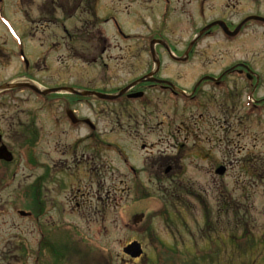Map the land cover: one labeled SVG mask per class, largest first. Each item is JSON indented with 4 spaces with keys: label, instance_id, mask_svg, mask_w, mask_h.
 Returning a JSON list of instances; mask_svg holds the SVG:
<instances>
[{
    "label": "rangeland",
    "instance_id": "obj_1",
    "mask_svg": "<svg viewBox=\"0 0 264 264\" xmlns=\"http://www.w3.org/2000/svg\"><path fill=\"white\" fill-rule=\"evenodd\" d=\"M224 1L203 0V7L197 6L192 11L195 18H191L177 11L163 13L159 0H141L140 3H136L135 0H106V7L101 10L98 17H106L109 13L117 12L123 15L125 20H129L132 24L129 28L162 36L175 47L177 53H181L187 51L186 47L193 36V28L196 29L208 20L220 15L235 19L239 9L242 15L249 12H261L264 15V0H241L243 3L238 4L239 7L223 10ZM43 2H46L44 7ZM78 4V0H4L3 9L7 15L15 20L19 28H22L31 39L29 45L31 50L28 53L33 64H30L29 68L32 66L34 68L28 71L29 76L34 72V76L48 86L58 83L81 86L85 82L96 88L108 87V84L118 87L129 77L141 73L146 63V59L141 55L127 54L126 60L130 65L126 67L121 66V58L115 59L116 55L126 56L124 49L117 47L111 40L115 35L110 38V42L108 40L112 47L109 48L110 56L104 58L106 61L97 60V65L86 63L89 60L88 54L94 56L90 53L95 45L94 34L100 35L103 31L96 22L92 26L94 33L88 31L85 37V50L78 52L82 59L77 56L79 42L77 39L74 41L72 37L77 31L72 33L71 30L77 28L80 23H86L89 18L88 14L79 13ZM127 6L130 9H127ZM204 18L207 20L203 21ZM255 23L257 25H250L248 30H242L244 37L241 58L248 59L253 67L262 73L256 89V94L261 96L264 95V23ZM64 28L68 30L67 33ZM40 40L46 42L48 46L41 47ZM222 40L219 35L200 40L188 63H176L169 59L165 51L161 52V56L164 57L161 61L162 74L176 77L179 83L186 87L191 85L193 79L204 73L217 74L224 61L231 62L238 58L234 55L238 50L226 49L229 45ZM10 43L12 41L0 24V83L19 75L14 64L16 60L9 55ZM143 55L147 56L146 53ZM98 56L97 54L96 57ZM189 71L192 72V76L186 77ZM62 79L65 80L61 81ZM230 86L233 91L228 95L222 94L225 98L228 97L227 102L224 101L227 103L225 108L220 106L222 95L219 94V88H215L210 82L204 86L203 105L191 108L189 113L176 110L171 100L166 101L162 97L161 101L166 103L164 105L161 102L162 116L165 117L168 113L176 119L172 123L167 122L166 118L163 120L165 123L163 128L171 123V131L167 130L169 132L167 135H164V131L157 133V128L147 132L148 125L143 121L145 114L150 112L151 120L156 121L152 116L153 111H150L153 109V102L149 103L143 112L138 102L124 101L119 104L113 102L114 100L94 101L89 106L83 105L82 109L79 102L70 100V105L76 113L81 116L90 115L102 127L103 142L113 141L120 144L133 154L135 165L147 173L150 168L152 170L150 166L152 161L149 153L146 156L145 150L141 149L143 143H152L154 145L152 151L160 154L159 151L169 149L166 141H172L171 136L174 140L175 137L179 141L186 140L187 149L181 151L182 170L180 168L177 170L182 179L181 184L192 191L195 190V184H203L208 179L216 178L217 183L209 182L204 192L203 208L202 202L197 203L192 199L182 210L171 206L167 196L170 181L165 179L160 182L154 179L153 186L149 183L144 184L143 196L140 199L134 198L132 193L130 195L126 191L121 193L118 181L121 175V157L116 155L115 150L113 152L106 150L111 146L104 144L98 149L102 153L90 152L94 160L91 166H83L85 162L83 157L81 167H90L91 171L101 173L102 178L98 181V193L91 192L97 201L96 205L102 209L98 213L86 211L83 207L86 206L84 200L88 196H81L75 192L77 178L73 176L77 174V156L80 157L86 151L79 138L85 132L79 128L83 125L72 124L68 119L60 118L63 111L61 106L57 105V99H50V108L45 111L46 108L35 102V96H30L28 91H24L26 89L11 90L1 95L0 110L14 115L20 114L19 118L23 120L22 123L27 126L26 131L30 134V142L24 139L29 145L24 146L25 152L22 155L21 151L17 153V149L14 150V156L18 157L17 164L10 162L0 169V264H19L18 261L20 264H35L33 250L38 233L34 229V222L28 217L20 216L16 211L27 208L32 201L35 205L38 196H41V201L43 200L46 205H49V201L55 205L51 211H45L44 207L39 205V210L44 215L41 217L44 228L50 229L53 221H61L64 223L62 233L65 234L66 230L71 240L73 236L75 237L73 214L74 198H77V229L80 228L83 236L81 239L77 232V242L82 240L81 252H77L76 261L74 242L71 241L70 251L66 252L68 258L62 262L63 264H165L162 260L168 264L174 262L188 264V261L185 263L183 261L189 258V249L192 256L195 255L197 258L196 264H257L258 261L264 264L263 259L261 260L264 253L259 256L256 249L252 250L249 244L244 249L237 247L235 241L233 244L236 238L242 240L246 238L242 234L247 226L256 227V231L259 229L260 232L264 229V112L257 110L252 117L244 116L240 100L243 98L245 87L239 79L236 82L231 80ZM259 87H262V91H258ZM230 96L234 99L229 98ZM200 112H203V115L197 117L196 114ZM181 119L189 126L186 131L184 125H177ZM112 125L115 130L109 127ZM217 139H221V142ZM27 152L37 157L39 161H45L47 167L43 169L33 166L28 169L24 160ZM243 164L244 167L240 169ZM221 165L229 168V172L218 173V167ZM13 167L14 170H18L15 178H11ZM80 170L84 171L82 168ZM230 172H236V177ZM28 174L36 177L39 175L40 180L32 190L26 191L25 185L31 180ZM149 178L150 176H146L147 180ZM185 187L181 190L184 191ZM240 191L248 197L238 196ZM108 196L109 199L111 197L110 202ZM63 200L70 206V210L61 214L57 204L61 206L64 204ZM165 202L167 212L164 215H170L169 219L173 217V221L167 223L160 218H153L152 224L147 223L150 231L148 235L142 226L149 217L156 215V210ZM139 209L145 214L142 225L138 228L136 225L126 226L124 222L129 221L132 211ZM201 211L204 214L203 220ZM181 216L185 217L187 224H177L179 222L175 221L174 217ZM207 222L209 227L206 226ZM138 230L141 232L143 230L144 235L138 234ZM224 234L228 236L231 234L233 238H226ZM85 235L97 242L98 247L87 245L89 241L84 238ZM235 235L239 236L234 237ZM257 237L259 240L261 235ZM136 238L144 243V255L137 260H127L123 246ZM257 241L254 244L250 243L252 248L258 247ZM151 244L157 250L154 251ZM234 247L237 249L234 250ZM205 253L209 257L201 262L199 259Z\"/></svg>",
    "mask_w": 264,
    "mask_h": 264
},
{
    "label": "flooded vegetation",
    "instance_id": "obj_2",
    "mask_svg": "<svg viewBox=\"0 0 264 264\" xmlns=\"http://www.w3.org/2000/svg\"><path fill=\"white\" fill-rule=\"evenodd\" d=\"M78 1H79V4L85 3V4H90V6H91V4H93V16H99L101 10L104 7H106L105 6L106 0H78ZM113 1H117V0H113ZM118 1H120V0H118ZM135 2L140 3L141 0H135ZM103 3H104V5H103ZM45 4H46V2H43L42 6L44 7ZM238 4H241V0H233V2H231V0H226L223 4L222 8H223V10H225L226 8L234 9V8L239 7ZM197 6L202 8L203 7V1L202 0H199V1L181 0L180 5H174L173 6V10L171 11V13L173 11L174 12L177 11V13L182 12L184 14L185 8L187 9L189 7L193 11V10H195V8H197ZM217 8H218V6H217ZM241 12H242L241 9H239L237 11L238 15H237V17H235V19H232L231 17L221 16V15L218 16L217 18H214V19H222L226 23L229 31H231L243 18L248 16L247 13L244 14L243 16H241ZM109 14H111V13H109ZM167 25L169 26V22L167 23ZM247 25H248V23L245 22V24L241 26V29H239L235 34H233L231 36L225 35L223 33L224 31L220 27H218L216 25L214 26V31L219 34V36L221 37V39H223L222 41L225 44L229 45L228 48H226V49L230 48L234 51L236 48L238 50V51H236L237 53L234 52L235 53L234 55L238 56V58L231 61V62L230 61L227 62L228 60L224 61L223 66L220 68V70H218L219 72L217 74L215 73L214 75H212L211 72L209 74L208 73L202 74L199 78H202L203 76H206V75H210L213 78L219 77V80H213V79L207 78V79H204L205 81L203 80V82H201L198 85H197V83H194L192 89L193 88H195V89H194L193 93L191 94L192 99H194V98L198 97L200 94L204 93V90H205L204 86H205V84H207V82H210V84H212L215 88H219L220 91L222 90L221 93H219V94L228 95V94H230L231 91H233V89H231V86H230V81L232 80V82L233 81L236 82V80L239 79L245 87L244 93H243V98L240 100V104L242 103V106H243V109H242L243 115L247 116V117H252L254 115V112L257 111L258 109L260 110V112H264V95L258 96L256 94V89H257L259 81H260L259 78H260V75H262V73L258 72L253 67L251 62H249L248 59L241 58L242 37H244V36H242V34H243L242 29L246 30L245 27H247ZM243 26H245V27H243ZM215 27H218V28H215ZM209 31L213 32V28L210 29ZM208 33H209L208 31H205L203 34L207 35ZM222 33L225 36H223ZM95 35L101 38L100 43L96 44L94 46L96 49L99 50V54H98L99 56L96 57L97 54H95L92 57L93 62L96 64L97 60H100V62L106 61L104 58H108L110 56L109 48L112 46L109 43L110 41L108 42V39L103 38L106 35H104V34H100V35L95 34ZM149 35L152 36L150 38H156V39L163 40L167 46L171 47V49L174 52H176L175 47L171 46L170 42L166 38H164L162 36H154L153 33L152 34L146 33L142 37L139 46H136V47L131 46L133 52L136 51V49H137L138 55H141L144 59H146V63L144 65L141 73L133 75V76H131V78L124 81V83H123L124 86L130 84L132 81H135L137 78H139V77L149 73L151 70H153L152 65H150V61L148 59V56L143 55V53L145 54L148 52V45L146 44L145 38H147ZM138 36L141 38L140 35H138ZM30 40H31L30 37L28 38V36L26 35L24 37V39L21 41L22 42L21 47L23 48L24 51L25 50H31V48L29 46L31 44ZM198 40L199 39H197L192 44V46H191L192 48L191 47L189 48V45H190V43H189L190 41H189L188 45L186 47L187 51L184 50L181 53H179V52L174 53L173 57L175 59L185 58L184 59L185 62L188 63V59H190V57H192L193 52L195 51V49L197 47ZM39 42H40L39 45L43 48L48 46L46 44V42H43L41 40ZM237 44H239V45H237ZM15 47H16V45H15ZM117 47H121V45L117 44ZM131 47L127 46V47H124L123 49L125 52H128ZM166 49L167 48L164 47L160 41L156 42V44H155L156 53H158L160 55L161 52H163ZM119 58L122 59L120 62V64H122L121 65L122 67H126V66L130 65V62L128 60L125 61L126 57L121 56V55H118L115 57V59H119ZM223 58H228V57H223ZM233 58H234V56H233ZM189 74H191V71H189ZM153 77L160 79L158 71L153 74ZM157 85H159V83L157 84L154 81H143L142 83H138L134 86H131L129 88V90L124 95H122L121 98H123L122 102L125 101V102L129 103L130 102L129 100L131 98L130 94L133 92L140 91L142 93V96H144V98H145L139 104L141 106V108H143V110H142L143 112L148 108L149 103L153 102V104H154V108L150 111H153L152 116L154 119H156V121L151 120L150 112H147V113L145 112L146 113L145 119L143 120L145 125H148L147 132L151 131V129L157 128V133H161L162 131H164L163 132L164 135H167L169 133V132H167V130L171 131L170 130L171 123L175 120V118H173L171 120H167V122H171V123L168 125L166 124L165 128H163L165 123L162 122L163 112L160 109L161 102H162L161 101L162 96L160 95V93L157 94V87H156ZM216 85H218V86H216ZM120 87H122V86H120ZM120 87H117L116 89H118ZM160 87H162L165 90L169 88V86H167V85H160ZM103 88H105V87H103ZM258 91H262V87H259ZM231 96L229 98L234 99V97H231ZM247 96H252L254 99V102H252L250 105L246 103ZM227 99H228V97L225 98L222 95L221 101H220L221 108H225L227 106V103L224 102V101L227 102ZM19 115H20L19 113L14 115V114H11L10 112L0 110V145H1V143H4L7 146V148H9L12 152H14V148H16V147H17V149L24 148V146L27 147L29 145V142H30V134L26 131L27 126L22 123L23 120L19 118ZM196 115H197V117H201L203 115V113H200V114L197 113ZM77 116L80 119V121L78 123L81 125H84L90 129V130L82 133L79 137L81 140V143L83 144V147L85 148L86 151L80 157L77 156V161H78L77 174H73V176H75L77 178V187H76L75 192H80V190L82 189V186L89 188L91 190L93 188V186L96 185L100 179H102L101 173H97L94 170L91 171L90 167H86V168L81 167V165L83 163V159H84L83 157H85V162H84L83 166H91L93 164L94 160H93V155H90V152H93L94 154L102 153V152H99L98 149H99V147H101V145H104V144L111 146V147H113L114 145L116 147H121V145L114 143L113 141L103 142L102 132H101L102 127H100V125H98L96 123V120L94 118H92L90 115L81 116V115L77 114ZM85 118H88L92 122L93 125L84 122L83 120ZM25 120H27V119H25ZM140 124H142V122ZM177 125L178 126L184 125L185 131L189 127L184 119H181L180 124H177ZM109 127L111 128V130H113L115 128V127H113V125L109 126ZM82 128L83 127H80L81 130H82ZM170 138L172 139V141H169V140L166 141L169 149L162 150V151H164V152H162V155H164V156L152 151V148L154 147V145L152 143L147 142V144L143 143L141 145V149H143V151L145 150V153H146L145 155L147 156L149 153V155L151 156V161H152L151 164L149 163L150 166L152 167V170L150 168L149 173H147L146 170L144 171L141 169V172L147 173L148 176H150L149 179L153 180V181H154V179H156L158 182H160L162 179H165L167 181H172L174 179L172 181V183H174L173 187H174V189L176 187L177 190H176V192L173 193V197L175 196L176 201H178L179 207L183 208L184 205H186V207H187L188 201H192V199H193L197 203L202 202V208H203V206H204L203 205V203H204V192L206 190V186L209 185L210 181L207 180L203 184H196L195 190H192V191L187 187V193L180 194L182 184H181L180 180L178 179L179 174H178L177 170L179 168H181V165H180V161L182 160L181 151L184 149H187L186 144H185L186 140L179 141V139L177 137H175V140H174L173 136H171ZM24 139L29 140V142L25 143ZM122 149H123L122 160L124 162H122V164H121V172H120L121 175H120L119 180L121 182L122 181L124 182V187H125L124 189L126 191H130V187L136 188V186H137L136 184L131 183V180H130L131 175L130 174L133 173V172H131V170H133V171L136 170L138 166L134 165L135 163L133 160H135V158H134L133 154H131L129 151H127L124 147H122ZM24 160H25V164L29 167L28 169H31L35 164L34 161L29 157H25ZM16 161H17V158L13 159L11 161V163L17 164L18 162H16ZM131 161L134 164L132 163V165H131ZM7 163L9 164L10 162L4 161L3 159L0 158V169ZM36 163L38 164L37 167H40L43 169H45L47 167V163L43 160H40V161L37 160ZM106 165H107V163H105V166ZM80 168H82L84 171H81ZM122 168H124L123 169L124 171L122 170ZM74 169H75V167H74ZM224 169H225L224 173H226L227 171L229 172V168H224ZM129 170H130V172H129ZM50 171H51V168L48 169V172H50ZM17 172H18V170L17 169L14 170V167H13L12 172H11V178H15V174ZM230 174L233 177H236V172H230ZM136 175H137V173H136ZM28 176L31 177V180L29 183H26V185H25L26 191H28V189L32 190L36 185H38L39 180H40L39 175L36 177V176H32L31 174H28ZM98 176H100V178H98ZM213 176H215L214 172H213ZM214 179H211V181ZM235 188H237V187L235 186ZM241 195H242V193L240 191L238 196H241ZM27 197H28V195H27ZM37 201L38 202L35 201V205L32 207L33 209L39 208V205H41V207H44L45 211L46 210L51 211L55 207V205L51 201H49V205H46L43 200L41 201V196H38ZM74 201H75V210L74 211L77 212V198H74ZM33 202L34 201H32L31 203H33ZM62 202L65 205L62 204L60 206V204H57V205H59V211L65 212L66 209L70 210L69 209L70 206L68 204H66L65 200H63ZM29 209H30V206H29ZM28 211L31 212V210H28ZM61 224H62L61 222H54L53 221L52 222V229L56 228V229L60 230ZM75 228H76L75 245H77V222L75 223ZM53 231H55V230H53ZM57 239L59 241H61L60 237H58Z\"/></svg>",
    "mask_w": 264,
    "mask_h": 264
},
{
    "label": "water",
    "instance_id": "obj_3",
    "mask_svg": "<svg viewBox=\"0 0 264 264\" xmlns=\"http://www.w3.org/2000/svg\"><path fill=\"white\" fill-rule=\"evenodd\" d=\"M4 156V155H3ZM133 255H136V253L135 252H133Z\"/></svg>",
    "mask_w": 264,
    "mask_h": 264
},
{
    "label": "bare ground",
    "instance_id": "obj_4",
    "mask_svg": "<svg viewBox=\"0 0 264 264\" xmlns=\"http://www.w3.org/2000/svg\"><path fill=\"white\" fill-rule=\"evenodd\" d=\"M217 140H219L220 141V139H217ZM221 142V141H220ZM220 142H219V144H220Z\"/></svg>",
    "mask_w": 264,
    "mask_h": 264
}]
</instances>
